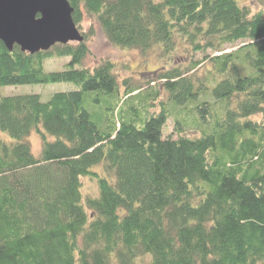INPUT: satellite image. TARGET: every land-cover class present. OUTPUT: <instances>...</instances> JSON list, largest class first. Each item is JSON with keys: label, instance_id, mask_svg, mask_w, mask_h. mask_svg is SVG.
<instances>
[{"label": "trees", "instance_id": "16d2710c", "mask_svg": "<svg viewBox=\"0 0 264 264\" xmlns=\"http://www.w3.org/2000/svg\"><path fill=\"white\" fill-rule=\"evenodd\" d=\"M69 2L82 42L32 54L0 41V89L75 85L0 97V264H264V13L250 0ZM85 17L115 47L157 48L161 68L140 81L110 60L84 67Z\"/></svg>", "mask_w": 264, "mask_h": 264}, {"label": "rangeland", "instance_id": "374dc122", "mask_svg": "<svg viewBox=\"0 0 264 264\" xmlns=\"http://www.w3.org/2000/svg\"><path fill=\"white\" fill-rule=\"evenodd\" d=\"M250 1L252 10L254 12L262 11L264 13L263 3L258 0ZM81 27L83 32L89 31L91 27H93V30L95 31L94 35L90 37L88 42L90 54L84 60V67L93 69L103 60H110L115 62L117 65L116 72L118 73L120 79L132 77L134 80L144 81V74L159 70L163 64L162 60L160 59L161 54L157 48L143 53L137 49L115 47L107 40L98 23L89 17H85ZM231 50L233 49H228V51ZM195 58H201V55L196 54ZM174 59L176 62L187 63L191 60V56L190 53L181 49L177 54L174 55ZM69 62L70 57L48 59L44 63L45 71H61ZM148 76L150 77V74L146 77ZM73 89H75V85L73 83L6 86L0 89V97L34 93L40 95L43 101H48L53 96V94L57 92H64ZM172 131L173 122L170 120L167 125V133H171ZM37 133L38 132L35 131L29 136V141L32 145L35 155L40 154L42 145L41 138ZM0 136L5 139H9V136L6 133H2L1 131ZM97 191V183L94 180L90 178H85L83 180L84 195H95ZM149 261V257H145L139 262L141 264H149Z\"/></svg>", "mask_w": 264, "mask_h": 264}, {"label": "water", "instance_id": "95a60500", "mask_svg": "<svg viewBox=\"0 0 264 264\" xmlns=\"http://www.w3.org/2000/svg\"><path fill=\"white\" fill-rule=\"evenodd\" d=\"M69 0H0V41L12 51H46L57 43L82 42Z\"/></svg>", "mask_w": 264, "mask_h": 264}]
</instances>
